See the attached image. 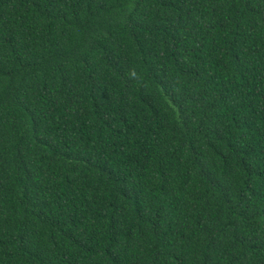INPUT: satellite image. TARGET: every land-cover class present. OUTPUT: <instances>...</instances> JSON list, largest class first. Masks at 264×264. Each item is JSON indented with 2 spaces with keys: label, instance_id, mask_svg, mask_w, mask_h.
I'll list each match as a JSON object with an SVG mask.
<instances>
[{
  "label": "trees",
  "instance_id": "obj_1",
  "mask_svg": "<svg viewBox=\"0 0 264 264\" xmlns=\"http://www.w3.org/2000/svg\"><path fill=\"white\" fill-rule=\"evenodd\" d=\"M0 264H264V0H0Z\"/></svg>",
  "mask_w": 264,
  "mask_h": 264
}]
</instances>
